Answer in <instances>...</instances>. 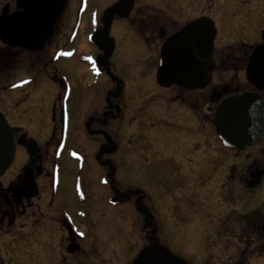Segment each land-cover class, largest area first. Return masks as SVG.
Here are the masks:
<instances>
[{"label":"flooded vegetation","instance_id":"1","mask_svg":"<svg viewBox=\"0 0 264 264\" xmlns=\"http://www.w3.org/2000/svg\"><path fill=\"white\" fill-rule=\"evenodd\" d=\"M119 1L88 17L94 28L89 39L68 51L54 44L57 25L53 38L40 51L0 39V87L22 89L33 84V91L20 100L4 93L0 97V111L13 127L16 142L15 159L0 177V241L8 256L32 250L21 244L28 233L34 232L40 252L48 253L47 245L54 240L62 252L76 255L86 239L96 240L106 232L111 244L117 242L119 256L124 241L133 242L124 264H185L164 246V178L157 164L163 159L178 160L176 151L181 148V156H187L185 147L189 150L190 141L211 130L223 99L245 92L264 98V91L247 80L237 82L239 74H246L250 53L261 40L245 43L241 50L237 45L241 53L234 45L231 54L215 50L213 74L217 70L222 75L232 73L227 85L212 82L202 90L159 85L163 44L192 19L178 21L161 8L167 0H131L127 8L112 13L111 7ZM83 2L79 0L76 8L72 39L88 26V19H82ZM154 2L160 5L151 8ZM7 6L9 14L19 11L18 0H0V17ZM206 10L201 16H207ZM66 11L67 7L63 14ZM63 14L59 20L67 29ZM62 58L75 59L80 71L60 77L46 72ZM180 140L185 144L180 145ZM33 142L35 152L31 153L28 144ZM230 150L236 159L230 165L236 174L230 178L240 185L246 198L242 204L249 210L242 219L247 218L253 235L264 240V139ZM189 161L180 163L190 166ZM154 175L159 184H151L149 178ZM69 179L72 184L62 191V182ZM176 192H167L174 198L172 206L180 202ZM66 203L71 204L70 215ZM104 221L107 227L100 229ZM76 224L85 228L78 229ZM42 243L47 247L42 248ZM76 244L79 248L70 253L69 247Z\"/></svg>","mask_w":264,"mask_h":264},{"label":"rangeland","instance_id":"2","mask_svg":"<svg viewBox=\"0 0 264 264\" xmlns=\"http://www.w3.org/2000/svg\"><path fill=\"white\" fill-rule=\"evenodd\" d=\"M114 1L116 0H84L82 19H88V26L79 29L76 34L78 37L72 39V25L74 22L76 23L75 14L79 0H68L67 11L62 16V19L68 21L67 29L64 27V30L61 27L63 22L59 20L57 24L58 36L53 38L54 44L68 51V49L84 43L89 39V34L94 29L89 25V18L103 12ZM158 4L151 3V8L158 7ZM161 5H163L160 6L161 8L176 15L175 18L180 22L188 16L192 20L199 18L203 14L202 10L206 8V15L215 22L219 32L215 41L217 53L231 54L233 45L242 47L245 43L253 45L262 40L264 0H167V4ZM70 26L71 28H69ZM67 35L70 36V40L67 39ZM77 71H80L77 61L66 58L57 60L46 70L47 73H53L58 77L74 74ZM231 76L230 72L222 75L217 70L213 84L227 85V82L232 79ZM237 77L239 83L246 81L245 72ZM32 91L33 84L22 89L0 87V97L2 98L4 93L6 96H13L16 100H20L21 96ZM213 124L211 130L205 135L196 137L194 142L190 141L189 150H186L187 147H185V151L183 149L187 156H181L182 148L180 152L176 151L180 154L177 157L178 160H181L180 162L190 158V166L183 165L173 159H163V162L157 164L156 169L158 172H161L162 169L164 178L161 183L164 192L162 213L166 219L163 239L165 249L185 264H264V240L253 235L247 218L242 219L249 211L246 209V204H242L246 202V198L244 194L241 196L238 182H232L230 178V175L236 174L234 169L230 170V165L236 163L235 156L232 150L225 147L219 138L213 135L215 134ZM198 126H202V123ZM127 134L129 135L130 132ZM183 141L180 140L179 144H185ZM66 165L68 166V164ZM150 167L154 170L153 165ZM155 178L156 175L149 178L151 184L158 183ZM71 184V179L64 180L62 191H67L66 185ZM132 184L136 185L137 183L130 185ZM146 190L149 192L150 189ZM168 191H175L177 196H180V202L173 205L174 209L171 205L174 198L167 193ZM149 196L157 198L154 194ZM66 204H68L67 211L70 215L71 204ZM182 218L184 221L179 220H183ZM225 218H228V223L225 222ZM75 221L77 222V220ZM107 224L108 222L104 221L100 229L106 228ZM76 225L80 229L81 225ZM81 228L84 229L85 225H82ZM102 232L101 230V234ZM34 237V232L28 233V236H22L24 239L21 240V244L32 249L30 252L18 251L12 256H8L7 248H4L3 242L0 241V264L2 262L8 264H124V260L128 257L125 256L126 251L129 249L130 243H133L127 238L123 245L124 251L121 250L119 256L115 250L117 242L114 244L111 241V244L105 232L96 240L86 239L82 246L83 249L76 255H71L68 252H62L60 244L58 245L54 240L50 241L48 245L45 243L49 249L48 253L42 250L40 252L37 250L40 246H35ZM45 244L42 243V248L46 246Z\"/></svg>","mask_w":264,"mask_h":264},{"label":"water","instance_id":"3","mask_svg":"<svg viewBox=\"0 0 264 264\" xmlns=\"http://www.w3.org/2000/svg\"><path fill=\"white\" fill-rule=\"evenodd\" d=\"M67 0H18V9L9 14L8 6L0 17V39L30 51L42 50L55 34V26ZM131 0H121L111 12L127 8ZM215 22L199 17L169 36L163 44L157 81L164 87L176 85L188 90L204 89L213 80L217 37ZM264 41V30L262 32ZM247 80L264 91V43L256 46L249 57ZM215 115L216 134L230 149H243L264 139V98L257 92H245L224 99ZM35 143L28 144L34 153ZM16 155L14 129L0 111V177L10 168ZM29 184V183H27ZM34 184V183H33ZM79 244L69 247L74 253Z\"/></svg>","mask_w":264,"mask_h":264},{"label":"trees","instance_id":"4","mask_svg":"<svg viewBox=\"0 0 264 264\" xmlns=\"http://www.w3.org/2000/svg\"><path fill=\"white\" fill-rule=\"evenodd\" d=\"M243 46L246 47L245 44ZM235 47H237V51L239 52V47L238 46H235ZM234 49H236V48H234ZM247 49H249L248 46H247ZM240 50H241V47H240ZM249 51H250V49H249ZM239 53H241V52H239Z\"/></svg>","mask_w":264,"mask_h":264}]
</instances>
